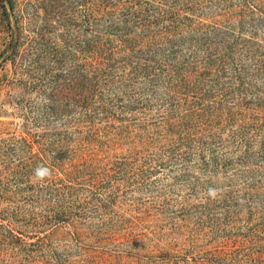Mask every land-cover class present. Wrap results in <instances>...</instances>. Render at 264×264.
Instances as JSON below:
<instances>
[{"label": "rangeland", "instance_id": "374dc122", "mask_svg": "<svg viewBox=\"0 0 264 264\" xmlns=\"http://www.w3.org/2000/svg\"><path fill=\"white\" fill-rule=\"evenodd\" d=\"M13 3L6 18L0 0V264H147L159 254L183 258L194 247L191 263L209 239L207 229L194 238L187 231L154 236L159 218L146 213L152 196L116 184L125 175L113 163L127 157L128 138L96 113V100L78 101L77 75L92 70L77 73V65L101 64L104 85L126 74L125 64L203 61L208 46L223 43L237 45L243 60L248 54L241 47L251 48L253 63L264 62V0ZM116 91L114 83L101 92ZM236 158L222 175L246 173L238 184L264 186V158L247 164ZM80 160L94 181L103 180L98 188H67L68 180L77 183ZM39 164L53 173L43 184L32 179ZM251 211L223 233L234 227L235 234H248L252 250L264 251V216ZM114 223L125 224V231L115 230L118 260L106 246L114 231L104 230ZM125 232L140 234V241L123 240Z\"/></svg>", "mask_w": 264, "mask_h": 264}, {"label": "trees", "instance_id": "16d2710c", "mask_svg": "<svg viewBox=\"0 0 264 264\" xmlns=\"http://www.w3.org/2000/svg\"><path fill=\"white\" fill-rule=\"evenodd\" d=\"M4 2L2 15L7 18L14 3ZM241 48L246 60L237 45L223 43L208 46L203 61L128 63L123 66L126 74L104 85L100 78L107 71L102 72L101 64L77 65V73L92 70L91 75H77L78 101L83 105L96 100V113L111 122L117 136L128 138L127 157L113 163L125 175L116 184L122 180L152 196L146 213L159 218L154 236L187 231L194 238L207 229L204 236L209 239L191 263L194 247L183 258L159 254L148 257L147 264H264V251L252 250L248 234H235L234 227L223 233L245 210L264 216V186L238 184L246 173H221L233 165L234 156L244 164L264 158V81L258 79L264 77V62L253 63V49ZM114 83L117 91L103 95ZM80 161L84 166L77 169V183L68 180L67 188L87 185L89 191L102 184V179H92L87 161ZM124 225H107L104 230L114 233L107 242L99 240L113 248L107 253L113 252L117 260L122 256L115 230L125 231ZM133 233L121 238L140 241V234Z\"/></svg>", "mask_w": 264, "mask_h": 264}, {"label": "clouds", "instance_id": "9594fccd", "mask_svg": "<svg viewBox=\"0 0 264 264\" xmlns=\"http://www.w3.org/2000/svg\"><path fill=\"white\" fill-rule=\"evenodd\" d=\"M52 170L44 164H39L33 170L32 179L39 183L43 184L52 177Z\"/></svg>", "mask_w": 264, "mask_h": 264}]
</instances>
